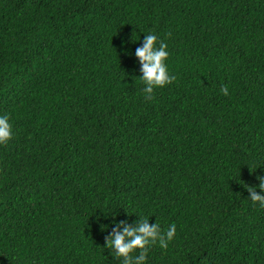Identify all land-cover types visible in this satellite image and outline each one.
I'll return each instance as SVG.
<instances>
[{
    "label": "trees",
    "instance_id": "obj_1",
    "mask_svg": "<svg viewBox=\"0 0 264 264\" xmlns=\"http://www.w3.org/2000/svg\"><path fill=\"white\" fill-rule=\"evenodd\" d=\"M0 115V264H122L140 219L147 264H264V0H0Z\"/></svg>",
    "mask_w": 264,
    "mask_h": 264
},
{
    "label": "clouds",
    "instance_id": "obj_2",
    "mask_svg": "<svg viewBox=\"0 0 264 264\" xmlns=\"http://www.w3.org/2000/svg\"><path fill=\"white\" fill-rule=\"evenodd\" d=\"M168 45L158 42L155 34L144 35L142 46L135 51V56L141 65L142 75L139 77L144 83L143 92L146 99L151 100L155 88H162L171 84L175 77L169 74L166 60L169 52ZM227 95V88L222 89ZM13 127L7 115H0V145L6 144L12 139ZM260 179L259 188L264 192V177ZM250 202L264 207V194H258L253 188H249ZM176 235V226L169 225L166 231H162L155 221L151 226L148 219H140L137 227H123L122 232L115 231L107 240V247L113 249L114 256L122 258V264H147L148 249L151 245L159 243L161 248H167ZM139 249L138 255L133 253Z\"/></svg>",
    "mask_w": 264,
    "mask_h": 264
}]
</instances>
